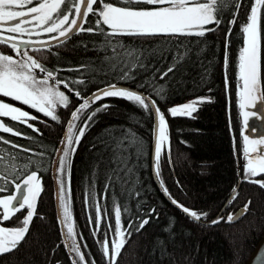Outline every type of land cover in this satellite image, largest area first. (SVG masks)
I'll use <instances>...</instances> for the list:
<instances>
[{"label": "trees", "instance_id": "1", "mask_svg": "<svg viewBox=\"0 0 264 264\" xmlns=\"http://www.w3.org/2000/svg\"><path fill=\"white\" fill-rule=\"evenodd\" d=\"M107 2L118 4V0ZM253 2L254 0H241L237 23L231 26L228 21L232 18L234 9L226 8L219 28L207 32L204 37H115V41H120L128 48L149 52L164 51L163 57L154 55L145 59V66L134 69L135 79L129 81L115 79L118 74L115 71L105 74L89 70L106 65L104 57L113 55L111 48L103 49L102 35L84 32L72 35L65 43L59 41L29 49L32 51L31 56L48 70H61L58 79L84 80L83 84H70V87L79 91L82 96H90L109 83H117L118 86L151 95L165 113L168 122L171 163L169 154H162L160 177L155 175L156 182L152 165V115L146 114L143 109L129 101L107 97L93 104L85 111L84 117L77 121L78 125L82 126L84 118L92 110L102 104L110 105L93 117L91 126L81 138L72 157V214L78 233L77 241L89 264L93 260L96 264H110L109 259L103 255L101 242L105 236H110L109 228H114V205L121 206L122 223L125 227L132 223V228L128 229L131 236L126 237L127 243L121 250L116 264H245L256 243L263 236L264 189L245 182L243 178L240 159V149L243 145L242 118L239 116L237 100L238 55L243 42L240 29ZM96 7H99V0L98 4L94 5V8ZM134 7L154 8L143 4ZM96 19L97 17L90 14V22L94 23ZM102 27H105V32L109 31L106 26ZM229 27L231 35L228 37L226 50L225 38ZM36 48L41 50L36 51ZM177 50L180 53L187 50V55L174 72L160 80V72L167 69ZM0 53L14 54L6 45H0ZM225 56L228 58L227 68ZM70 68L79 71L66 70ZM36 73L44 75L38 70ZM153 79L156 84L165 86L163 98L157 96L148 83H145L143 88L139 87L140 83ZM261 80L264 86V8L261 9ZM60 89L70 98L67 108L58 107L56 110L60 123L10 98L0 97V101L20 107L37 117L29 123L38 128L39 132L7 118H0L31 139L5 133H0V136L31 151L22 152L2 143L0 148L18 154V165L35 162L31 164L29 171L37 170L38 164L43 189L25 239L17 249L0 255V264H72V259L75 258L63 243L55 162L71 111L75 110L82 100L77 99L74 92H69L62 85ZM200 96L210 97L211 102L200 104L192 117H171L168 114L169 107ZM130 133L134 134L137 143H130ZM118 141L121 142L119 147ZM40 153H43V156ZM19 174L22 180L27 173ZM161 180L171 198L189 209L207 212L208 216L202 218L199 223L171 206L165 198H169V195H166L160 186ZM106 185L108 189L105 194ZM234 188L238 189L239 194L229 204L227 200L229 201ZM90 190L96 193L102 215L107 213V218L102 219L100 231L95 236V224L89 223V217L95 216V207L92 203L85 204L86 195ZM3 195L7 193H0V196ZM105 195L106 198H101ZM249 201L251 204L247 214L239 221L232 224L223 221L215 225L211 223L225 204L220 215L224 217L229 212L239 213ZM125 207L128 209L127 213L123 211ZM152 209L155 211L152 212ZM26 212L25 208L0 226H21L20 221ZM142 219H148L149 223L137 232L136 227Z\"/></svg>", "mask_w": 264, "mask_h": 264}, {"label": "snow or ice", "instance_id": "2", "mask_svg": "<svg viewBox=\"0 0 264 264\" xmlns=\"http://www.w3.org/2000/svg\"><path fill=\"white\" fill-rule=\"evenodd\" d=\"M98 0H0V45H6L14 53L8 55L0 53V97L10 98L12 101L19 102L36 112L42 113L52 121L60 123V117L56 114L58 107L67 108L70 98L60 86L74 92L77 99L82 100L75 110L71 111L70 119L67 121L66 131L61 140L63 148L58 149L61 153L58 161L55 162L59 175L57 179V200L60 207L59 222L66 229L62 233L63 243L70 253H74L72 264H89L85 254L81 251V246L77 241V231L72 214V194L70 186V175L72 168V157L80 144L81 138L86 130L91 126L90 122L97 113L110 107L102 104L92 110L83 125L77 124L84 117L86 110L90 109L97 101L107 97L121 98L131 102L133 105L143 109L146 114L154 118V170L157 178L160 177V161L162 154H169L170 159V139L168 122L165 113L157 105L156 100L151 95L134 91L128 88L119 87L117 83H109L103 88L97 89L90 96L84 97L79 91H75L70 84H83L84 80L66 81L58 79L61 71L48 70L29 54V49L33 45L47 46L49 41L41 39H22L24 36L40 37L48 34L52 40L65 43L72 35L89 33L102 35L104 37L103 49L111 48L113 55L105 56L106 65L97 68H90V71L100 73L117 72L115 79L129 81L135 79L133 70L137 67L143 68L144 60L149 56H164L163 50H140L128 48L120 41H115L117 36H190L204 37L207 32L215 31L223 22V12L226 8H233L232 18L228 21L229 25L237 23V15L241 8V0H118V4L99 0V7L94 8ZM157 6L151 9L138 8L134 5ZM123 5V6H119ZM264 8V0H254L250 6L249 14L245 23L241 26L243 34L242 46L238 55V76H237V100L239 116L242 118V140H243V178L245 182L256 184L264 189V135L259 138H250L246 134L250 128L251 118L264 120V86L261 80V9ZM97 17L94 23L90 22L89 16ZM88 24V27L85 25ZM215 25V28L207 27ZM109 31L105 32V27ZM10 35H3V33ZM55 34V35H51ZM231 35L229 27L225 38L227 50ZM25 46L22 50L21 46ZM123 49V52L117 51ZM40 51L41 48H36ZM187 55V50L173 57L172 62L166 70L160 72L159 79L164 80L169 73L174 72ZM16 57H21L17 59ZM228 66V58L225 56V68ZM44 73L42 78H38L36 71ZM67 71H79V69H66ZM159 71V69H157ZM148 83L152 91L163 98L165 86L155 83V80L145 81L139 87H145ZM227 89V76L225 77ZM204 102H211L210 97H198L191 102L179 106H172L168 109L171 117L187 116L197 111V106ZM258 104L260 107L258 108ZM0 118H7L11 122L26 125L34 132H39L31 120L37 117L28 111L13 104L0 101ZM231 127V118L229 120ZM254 132L255 129L252 128ZM0 133L10 134L16 137H26L19 129L10 126L5 119H0ZM130 143H137L134 134ZM127 138V137H126ZM0 143L10 145L13 149L22 152H30L31 149L23 148L21 145L13 143L0 136ZM117 142V147L120 146ZM43 156V153H40ZM18 154H12L7 149L0 148V193L7 195L0 196V225L10 220L16 213L25 208L27 212L20 221L19 227L0 226V255L10 253L17 249L19 244L25 239L29 232V226L36 214V203L43 191L41 178L39 176V166L37 170L29 171L32 161L18 165ZM27 173L21 180L19 173ZM166 195H169L171 202L180 208L190 218L200 221L208 216L207 212H198L180 204L171 198L168 189L160 181ZM11 187V191H9ZM108 186L105 187V194ZM238 189L234 188L229 197L228 203L231 204L238 196ZM106 198V195L101 197ZM92 203L95 207V216L89 217V223H94L96 231L93 236L100 231L102 219L107 218V213L102 215L101 204L96 198L94 191H89L86 195L85 204ZM251 201L244 205L239 213L229 212L226 217L218 216L212 220V224H219L222 221L232 224L247 214ZM125 213L128 209L123 208ZM152 212L155 209L151 210ZM114 228H109L116 239L111 241V252L109 250L110 241L107 236L101 242L102 252L105 258L109 259L110 264H116L121 250L127 243L126 237L130 238L132 223L127 228L122 223V211L120 205H114ZM149 223L148 219L140 220L136 231L139 232ZM83 239V237H80ZM86 247V246H85ZM91 264H96L93 260Z\"/></svg>", "mask_w": 264, "mask_h": 264}, {"label": "water", "instance_id": "3", "mask_svg": "<svg viewBox=\"0 0 264 264\" xmlns=\"http://www.w3.org/2000/svg\"><path fill=\"white\" fill-rule=\"evenodd\" d=\"M56 42H59L57 40H51L49 41L48 45H52ZM25 46H21L22 49H24ZM32 47H41V45H33ZM119 87H123V86H119ZM124 88H128V87H124ZM130 89V88H128ZM133 90V89H131ZM135 91V90H134ZM258 108L260 107V105L258 104L257 106ZM154 121V118H153ZM250 124V128L248 130V132L246 134H249L250 138H256V137H260L261 135H264V120H256L255 118H251L249 121ZM252 128L255 129V131H252ZM154 144H155V135H154V125H153V142H152V165H154ZM153 175L155 178V181L157 182V179L155 177V173L153 171ZM162 194L164 195V193L162 192ZM167 202L173 206L174 208H176L177 210L182 211L180 208H177L168 197H165ZM228 202V200H227ZM226 202V203H227ZM226 205V204H225ZM224 205V207H225ZM223 207V208H224ZM223 208L221 209V211L217 214L216 218L218 216L221 215V213L223 212ZM183 212V211H182ZM184 213V212H183ZM185 214V213H184ZM186 215V214H185ZM196 221V220H195ZM199 223H201L200 221H197ZM245 264H264V234L263 236L260 238V240L256 243L255 247L253 248L252 252L250 253L248 259L246 260Z\"/></svg>", "mask_w": 264, "mask_h": 264}, {"label": "rangeland", "instance_id": "4", "mask_svg": "<svg viewBox=\"0 0 264 264\" xmlns=\"http://www.w3.org/2000/svg\"><path fill=\"white\" fill-rule=\"evenodd\" d=\"M154 7H157V6H154ZM3 35H10L9 33H7V32H5V33H3ZM51 35H55V34H51ZM29 38H31V39H41V40H47V41H49V40H52L51 39V37H50V35H48V34H45V35H41L40 37H36V36H32V37H28V36H24V37H22V39H29ZM32 48H35V47H32ZM22 50H24V49H22ZM29 54L30 55H32V51L31 50H29ZM13 56H15V53L13 54ZM17 59H21V57H16ZM37 74V73H36ZM237 75H238V70H237ZM37 76H38V78H42L44 75H40V74H37ZM61 90V89H60ZM62 91V90H61ZM200 97H207V96H200ZM196 98H198V97H196ZM196 98H193V99H190V100H188V101H186L185 103H187V102H191V101H193L194 99H196ZM184 104V103H183ZM183 104H180V105H183ZM200 105V104H199ZM198 105V106H199ZM175 106H179V105H175ZM197 106V107H198ZM172 107V106H171ZM170 108V107H169ZM241 121H242V119H241ZM77 124H78V122H77ZM241 132H242V124H241ZM243 147H244V145H242L241 146V149H240V159H241V161H242V167H243V165H244V163H245V160H244V158H243ZM61 148H63V145L61 144V147H60V149ZM60 155H61V153L59 152V154H58V156H57V161H58V159H59V157H60ZM59 175V173L57 172V166L55 167V176L57 177ZM56 181H57V179H56ZM60 207H59V214H60ZM64 231H66V229L63 227V225H62V232H64ZM108 239H109V241H110V244H109V250H110V252H111V241H113V240H115L116 239V237H115V235H114V233L113 232H111L110 233V236L108 237ZM73 255H74V257H75V254L74 253H72ZM76 258V257H75Z\"/></svg>", "mask_w": 264, "mask_h": 264}, {"label": "flooded vegetation", "instance_id": "5", "mask_svg": "<svg viewBox=\"0 0 264 264\" xmlns=\"http://www.w3.org/2000/svg\"><path fill=\"white\" fill-rule=\"evenodd\" d=\"M256 138H259V137H256Z\"/></svg>", "mask_w": 264, "mask_h": 264}]
</instances>
